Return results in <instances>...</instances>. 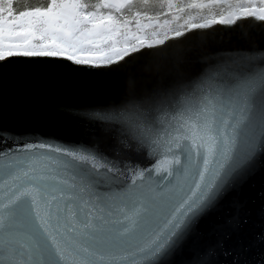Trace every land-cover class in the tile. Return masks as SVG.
I'll return each mask as SVG.
<instances>
[{
	"label": "snow or ice",
	"instance_id": "obj_1",
	"mask_svg": "<svg viewBox=\"0 0 264 264\" xmlns=\"http://www.w3.org/2000/svg\"><path fill=\"white\" fill-rule=\"evenodd\" d=\"M0 264H264V0H0Z\"/></svg>",
	"mask_w": 264,
	"mask_h": 264
},
{
	"label": "water",
	"instance_id": "obj_2",
	"mask_svg": "<svg viewBox=\"0 0 264 264\" xmlns=\"http://www.w3.org/2000/svg\"><path fill=\"white\" fill-rule=\"evenodd\" d=\"M214 27H217V28H222L223 26H214ZM217 39L222 41L223 43H236L235 40H229V37L226 36L224 33H219L218 36H217ZM21 123L22 124H28V123H31V121L29 120L28 118V115H27V109H22V115H21Z\"/></svg>",
	"mask_w": 264,
	"mask_h": 264
},
{
	"label": "trees",
	"instance_id": "obj_3",
	"mask_svg": "<svg viewBox=\"0 0 264 264\" xmlns=\"http://www.w3.org/2000/svg\"><path fill=\"white\" fill-rule=\"evenodd\" d=\"M24 2V0H17L18 5L22 4ZM29 2H37V0H29ZM40 2H42V0H40Z\"/></svg>",
	"mask_w": 264,
	"mask_h": 264
}]
</instances>
